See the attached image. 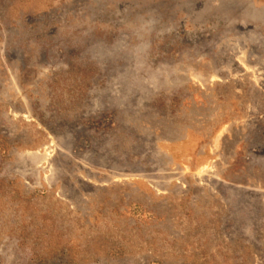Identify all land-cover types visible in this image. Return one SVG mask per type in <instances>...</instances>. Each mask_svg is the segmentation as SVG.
Instances as JSON below:
<instances>
[{
  "label": "rangeland",
  "instance_id": "rangeland-1",
  "mask_svg": "<svg viewBox=\"0 0 264 264\" xmlns=\"http://www.w3.org/2000/svg\"><path fill=\"white\" fill-rule=\"evenodd\" d=\"M0 264H264V0H0Z\"/></svg>",
  "mask_w": 264,
  "mask_h": 264
}]
</instances>
